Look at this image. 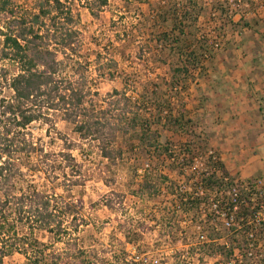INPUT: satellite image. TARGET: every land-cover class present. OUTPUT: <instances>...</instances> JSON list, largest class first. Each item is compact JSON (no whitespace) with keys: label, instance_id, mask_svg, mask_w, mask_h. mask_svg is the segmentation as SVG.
<instances>
[{"label":"rangeland","instance_id":"1","mask_svg":"<svg viewBox=\"0 0 264 264\" xmlns=\"http://www.w3.org/2000/svg\"><path fill=\"white\" fill-rule=\"evenodd\" d=\"M39 1L12 0V5L18 17H30L38 12ZM63 1L72 10L73 21L67 23L61 18L56 23L76 34L72 47L58 48L59 76L60 80L77 82L85 93L78 120L89 119L95 126L87 138H83L84 132L76 131V124L68 121L63 111L44 108L45 117L24 130H17L3 117L2 101L11 100V81L20 68L3 58L4 33L13 23L6 15L0 20V131L10 130V135L16 136L13 160L24 173L23 179L17 181L18 189L35 188L52 197L66 230L60 237L35 231L34 237L45 250V263L217 264L220 256L200 245L199 238L211 237L212 228L195 226L206 219L207 213L202 210L203 216L195 214L198 218L193 224V213L174 214L173 201H178L176 195L180 194L200 198L195 194L198 185L192 172L204 171L211 155H224L228 163H235L231 156L235 150H231L226 138H240L243 133L225 102L246 100L247 89L242 83L246 85L254 74L263 73L256 53L264 48V0H229L227 19L233 23L224 29V17L203 15L200 26L202 34L210 35L212 53L205 55L197 76L188 80L179 98L168 87L175 59L156 44L159 32L165 28L157 23V0H108L97 16L85 7V1ZM46 3L41 0L44 7H50ZM49 17L41 18V30L53 28L54 21ZM251 57L257 62L250 63ZM236 85H240L239 91ZM116 93L125 94L131 105L124 100L119 103ZM155 94L171 99L173 113L184 105L191 122L185 124L188 134L181 135L155 126L153 131L159 130V141L156 148H148L144 139L139 140L141 126L146 118L153 120L157 112H151L142 102L144 97L147 101ZM230 126L233 130L228 129ZM183 142L191 143V150L184 155L178 152ZM168 146L175 158H191L195 170L188 168L185 175L181 174L178 165L163 153ZM247 148L250 146L243 149ZM104 150L110 158L104 156ZM67 154L71 155L69 160L64 156ZM225 160L222 159L226 165ZM232 173L231 177L237 179L239 173ZM149 176L160 183L164 177L169 180L159 184L160 189L151 195L139 189ZM172 185L177 186L171 189ZM221 190L210 189L207 196ZM209 208L207 204L206 211ZM129 229L138 240L136 246L127 243L125 232ZM23 231L30 233L28 229ZM227 237L216 245L229 243ZM263 237L253 248L254 255H264ZM2 264L29 261L15 252Z\"/></svg>","mask_w":264,"mask_h":264},{"label":"trees","instance_id":"2","mask_svg":"<svg viewBox=\"0 0 264 264\" xmlns=\"http://www.w3.org/2000/svg\"><path fill=\"white\" fill-rule=\"evenodd\" d=\"M81 1H85V7L94 16H97L98 11L108 4V0ZM46 2L50 7H44L40 0L37 4V13L30 17H18L12 0H0V20L2 15H6L5 17L13 23L4 33L3 58L18 64L20 68L19 73L11 81L13 96L10 101H2L1 114L8 118L9 124L17 130H24L34 121H41L45 117L42 111L44 108L63 111L67 115V120L76 124V131L84 132L83 138H87L93 134L92 129L95 126L89 119L87 121L78 120L83 109L85 93L77 82L69 79L65 82L63 79L60 80L59 76L61 63L58 60V51L72 47L76 33L72 30L61 29L58 27L60 23L56 21L64 18L67 23L72 22V10L66 7L63 0H46ZM228 4L229 0H208V3L205 0L156 1L155 14L158 26L167 27L159 32L156 44L163 48V52H168L172 55V59H175L171 66L172 75L168 87L169 90L177 92L175 93L177 97L183 92L182 89L186 87L188 80L192 76H197L195 74L201 68L200 65L205 55L212 53L208 45L211 42L210 35L202 34L203 27L200 26V19L207 13L219 15L225 18L223 23L221 22V28L230 26L233 22L227 19L230 13ZM43 17H49L54 21L53 28L48 26L41 30V18ZM116 94L119 95V103L124 100L127 106L131 105L125 94ZM150 98L147 99L148 102L143 99V106L146 104V108L149 107L151 112L155 111L157 114L154 115L153 120L146 118L143 121L139 140L144 139L148 148H156L159 141V130L153 131L155 126H162L178 135L188 134L187 131L185 132V124L191 121L184 105L177 113H173L171 99H167L165 94H155ZM133 123L136 124V120ZM9 132L10 130L0 131V264L7 256L15 252L24 255L29 264H48L45 263V250L41 249V242L34 237L35 231H45L60 237L66 233V230L62 220L58 219L55 205L52 204V197L35 188L18 189L17 181L23 179L24 173L13 160L12 148L15 146L16 136L10 135ZM190 144L189 142L181 143L179 154L184 155L189 152ZM163 153L167 154L171 163L178 165L181 174L185 175L188 168L194 169V162L191 158L188 160L186 155L183 158H175L171 147H166ZM103 154L106 158L111 156L107 150H104ZM64 156L68 158L67 160L71 158L70 154ZM206 165L208 167L201 173L192 172L198 189L225 190L237 180L231 177L220 155H211ZM259 178H264V176L245 181L252 184ZM168 180V177H164L163 183H160L159 180L150 179L149 176L144 179L139 189L153 195L157 189H160V185ZM172 186L174 187L171 189H175L177 185ZM242 194L247 198L246 193ZM208 197L192 199L193 197L189 194H180L178 197L176 195L178 201H173V212L174 214L182 212L188 216L193 213L194 217L190 220L194 224L200 214L204 213L200 205L205 203ZM227 209L232 211L233 206ZM257 211L258 207L247 198V204L241 205L236 211V225L231 228H227L223 220L214 216L210 208L209 211H205L206 219L195 223V226L201 229L203 228L200 224L208 227L207 230L212 228L211 237L206 240L207 236L200 235L199 238L202 240L200 245L207 247L205 249L213 255L220 256L217 264H264V255L262 253L254 255L252 252L264 235V221L257 222L255 218ZM195 214H198L197 218ZM24 229H28L30 233L24 232ZM215 229H218L217 233L214 232ZM217 234L218 237H216ZM251 234L254 235L252 238ZM224 236H229L227 237L229 243L226 242L222 246L216 245ZM125 238L127 243L133 246L138 243L130 229L125 232ZM50 264L57 263L52 261Z\"/></svg>","mask_w":264,"mask_h":264},{"label":"crops","instance_id":"3","mask_svg":"<svg viewBox=\"0 0 264 264\" xmlns=\"http://www.w3.org/2000/svg\"><path fill=\"white\" fill-rule=\"evenodd\" d=\"M256 56L259 58L258 62L263 66V73L261 75L254 74L246 82V85L242 83L241 86L247 89L246 100L235 104L223 101L225 105L229 104L227 108L235 116V118L233 117L234 122L240 127L243 134H240V138H226L231 150H235V154L231 155L235 158V163L232 165L225 160L224 155L221 157L225 160L230 174L233 176L232 172L235 170V173H239L237 180L243 181L264 175V48L258 51ZM248 60L250 63L257 62L256 59L253 60V57ZM236 86L238 87L236 91H239L240 85ZM239 127H235V129L238 130ZM232 128L233 126L228 127V129ZM248 145L250 148L244 150V146ZM249 150L252 151L247 154ZM239 162H243L242 165Z\"/></svg>","mask_w":264,"mask_h":264},{"label":"built area","instance_id":"4","mask_svg":"<svg viewBox=\"0 0 264 264\" xmlns=\"http://www.w3.org/2000/svg\"><path fill=\"white\" fill-rule=\"evenodd\" d=\"M180 191L185 193L184 189H180ZM207 191L209 190L198 189L195 194L201 198L202 196H207ZM243 192L246 193V197L258 207V211L255 215L257 222L264 221V178H259L252 184L246 181L236 180L229 189L221 190L219 193L213 194L212 197H208L207 201L200 205V208L205 212L208 203L210 210L213 211V215L223 220L227 228H231L236 225V211L241 205L247 204V198L243 197ZM231 206H233L232 211L231 209L226 210L227 207ZM253 236L254 235L251 234L250 237L252 238Z\"/></svg>","mask_w":264,"mask_h":264}]
</instances>
